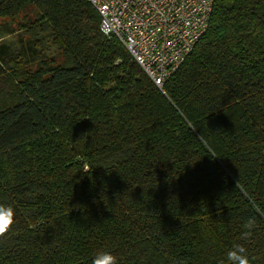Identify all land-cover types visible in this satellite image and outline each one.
<instances>
[{
  "label": "trees",
  "instance_id": "trees-1",
  "mask_svg": "<svg viewBox=\"0 0 264 264\" xmlns=\"http://www.w3.org/2000/svg\"><path fill=\"white\" fill-rule=\"evenodd\" d=\"M100 23L0 0V264H264V0H215L162 88Z\"/></svg>",
  "mask_w": 264,
  "mask_h": 264
},
{
  "label": "built area",
  "instance_id": "built-area-1",
  "mask_svg": "<svg viewBox=\"0 0 264 264\" xmlns=\"http://www.w3.org/2000/svg\"><path fill=\"white\" fill-rule=\"evenodd\" d=\"M100 30L118 38L159 87L182 67L209 29L215 0H88Z\"/></svg>",
  "mask_w": 264,
  "mask_h": 264
},
{
  "label": "clouds",
  "instance_id": "clouds-1",
  "mask_svg": "<svg viewBox=\"0 0 264 264\" xmlns=\"http://www.w3.org/2000/svg\"><path fill=\"white\" fill-rule=\"evenodd\" d=\"M211 157L215 159L213 156ZM15 223L16 211L14 207L10 204L0 203V239L5 238L6 234L14 230ZM245 252L244 247L234 246L226 254L228 264H250ZM92 264H118V258L110 252L101 251L96 254Z\"/></svg>",
  "mask_w": 264,
  "mask_h": 264
},
{
  "label": "rangeland",
  "instance_id": "rangeland-1",
  "mask_svg": "<svg viewBox=\"0 0 264 264\" xmlns=\"http://www.w3.org/2000/svg\"><path fill=\"white\" fill-rule=\"evenodd\" d=\"M16 40V35H12L8 38H6L3 42L7 43V42H15Z\"/></svg>",
  "mask_w": 264,
  "mask_h": 264
}]
</instances>
